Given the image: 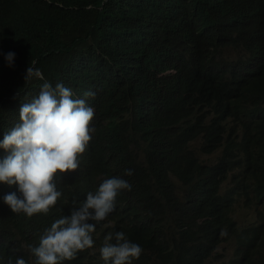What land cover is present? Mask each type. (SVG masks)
Instances as JSON below:
<instances>
[{"label": "trees", "instance_id": "obj_1", "mask_svg": "<svg viewBox=\"0 0 264 264\" xmlns=\"http://www.w3.org/2000/svg\"><path fill=\"white\" fill-rule=\"evenodd\" d=\"M33 60L53 85L95 93L85 97L91 138L78 168L57 178L49 212L26 216L0 201V264H33L26 245L110 175L131 188L96 225L94 245L62 264H104L98 248L116 229L142 247L132 264H209L231 239L223 264H264V0H0V137L39 90L40 79H23ZM200 134L207 152L223 140L209 164L189 145ZM221 174L236 176L233 192L209 198ZM15 188L0 183V195ZM250 201L255 218L240 224L234 207Z\"/></svg>", "mask_w": 264, "mask_h": 264}, {"label": "clouds", "instance_id": "obj_2", "mask_svg": "<svg viewBox=\"0 0 264 264\" xmlns=\"http://www.w3.org/2000/svg\"><path fill=\"white\" fill-rule=\"evenodd\" d=\"M14 56L15 52L12 50L3 53L8 66L13 65ZM34 78L42 81L38 92L20 104L18 120L0 137V149L5 151L0 157V183L16 186L15 190L0 195V201L12 211H22L26 216L36 212H49L62 195L57 187V178L65 170L78 168V155L85 150L91 138L92 128L89 122L94 116V107L85 99L95 95L92 90H85L82 95L77 96L62 81L57 80L53 85L43 77L41 69L35 66V60L26 66L23 76L25 82ZM3 95L0 100L4 103L8 94ZM8 103L13 105L14 99L8 100ZM200 114L203 115L204 125L213 123L215 113L209 107H205ZM203 141L205 138L200 134L191 139L189 145L204 164H209L221 155L222 147L207 152ZM131 171L124 169L128 175ZM236 182L233 174L217 176L212 181L209 198L231 194ZM130 188L129 181L121 175L101 179L93 190L84 194L82 200L74 201L75 206L67 214L54 218L43 229L38 243L26 245L33 264H62L74 257L78 250L91 248L95 243L92 234L96 225L105 221L112 212L117 194ZM252 192L250 189L249 195ZM236 203L232 200L229 206ZM233 217L240 224L249 223L240 221L237 215ZM231 241L235 243V248L237 240ZM98 251L104 264H132L140 255L142 247L130 239L125 231L116 229L105 233ZM230 256H226L225 251L215 250L211 256L213 262L209 264H223ZM9 264H28V261L23 256H16L14 260L9 259Z\"/></svg>", "mask_w": 264, "mask_h": 264}, {"label": "rangeland", "instance_id": "obj_3", "mask_svg": "<svg viewBox=\"0 0 264 264\" xmlns=\"http://www.w3.org/2000/svg\"><path fill=\"white\" fill-rule=\"evenodd\" d=\"M214 141L220 147H222L223 140L220 137L215 138ZM140 156H142V153H140ZM178 184H180L178 185V191L181 195H183L185 191L187 190V185L185 183H180V182ZM249 196L252 197L253 192ZM234 209H236L234 212L236 213L240 221L248 222V221L254 220L255 218V210L251 206V201H250L249 206L247 207H243V205L239 203L234 207ZM234 246H235V243L229 240L228 242H222L220 247H218L216 251L217 252L225 251L226 256H230L232 254Z\"/></svg>", "mask_w": 264, "mask_h": 264}, {"label": "bare ground", "instance_id": "obj_4", "mask_svg": "<svg viewBox=\"0 0 264 264\" xmlns=\"http://www.w3.org/2000/svg\"><path fill=\"white\" fill-rule=\"evenodd\" d=\"M93 144V143H92ZM180 185V184H179ZM235 216H236V213L234 212Z\"/></svg>", "mask_w": 264, "mask_h": 264}]
</instances>
